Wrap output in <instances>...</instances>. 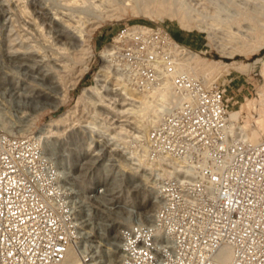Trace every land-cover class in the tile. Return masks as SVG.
<instances>
[{
	"label": "built area",
	"instance_id": "2783aa9c",
	"mask_svg": "<svg viewBox=\"0 0 264 264\" xmlns=\"http://www.w3.org/2000/svg\"><path fill=\"white\" fill-rule=\"evenodd\" d=\"M176 46L195 52L150 23H126L104 45L114 75L143 93L169 87L174 98L146 130L119 120L137 108L120 88L101 98L100 112L91 111L93 94L77 98L76 111L82 115L88 106L91 119L78 130L99 140L80 167L87 180L98 178L89 198L97 204L114 177L123 182L115 199L154 192L149 220L117 226L116 264H264V140L254 144L232 133L233 79L211 83L178 69ZM1 97L0 264H62L73 247L81 264H103L97 230L89 229L93 214L78 216L77 192L47 155L40 131L21 134L25 128L8 114L5 122ZM118 133L124 142L113 137Z\"/></svg>",
	"mask_w": 264,
	"mask_h": 264
},
{
	"label": "bare ground",
	"instance_id": "6f19581e",
	"mask_svg": "<svg viewBox=\"0 0 264 264\" xmlns=\"http://www.w3.org/2000/svg\"><path fill=\"white\" fill-rule=\"evenodd\" d=\"M33 1L34 5L38 7V10H36L37 14L39 13L40 16L42 15L47 23L48 34L50 36L48 35L49 37L46 38L49 39L51 46L55 48V51L51 49L53 51L51 55L46 56L47 60L45 67L49 69L43 70L40 75V81L43 82H41L42 84L47 83L52 90H62L64 93L63 97H66L67 91H65L62 86V74L67 70H71L74 65L83 61L86 56H91L93 54L92 37L96 28L95 26L100 23L101 19L108 17L112 18V16L115 17L116 15V13H111L113 11L105 10V6L110 4V1H112V3H122L124 8H122V10L126 11L127 9H131V12L133 11L136 14L144 13L151 17H158L161 19L164 17L176 18L184 29L191 30L196 28L199 32L204 33L208 38L209 46L216 48L221 54L228 55L230 58H234L236 55L248 56L257 54L264 49V1L261 5V19L259 21L256 19L257 12L255 9V2L251 0H233L232 4L235 8L230 10L231 13L228 14L225 19H221L218 7L219 3H214L216 2L215 0H92V3H90L91 6L95 8V21H91L89 17L87 18L84 16L86 15L87 9L84 0H82L83 2L80 0V2L83 3L80 7L77 6L78 0L77 2L72 0L71 3L73 5H66V3H64L65 6H63V11L59 12H52L47 6V2L45 3L44 0ZM193 3L195 5H200V7L205 10V12H202V10L199 11L202 12L201 18H193L183 9V4L187 6V4L193 5ZM177 4L182 7H177ZM109 6H107V8ZM191 10L193 11V9ZM89 12L88 14H90ZM19 49H11V57L14 59H12V61H14L12 63H15L17 68L25 70L27 74H33V71H31L32 69L30 70L25 63V59L27 58L24 57L30 55V53L27 51L21 52ZM173 53L177 59L176 65L178 69L190 72L193 76L203 78L211 83L215 82L222 75L230 74L229 72L231 69L242 73H248L256 68L261 61V73L264 78V59L257 60L253 63L209 61L202 58L196 52L190 53L187 49L177 46L173 48ZM101 56L104 62H106L108 49L103 50ZM29 66H31V64ZM86 71H88V67H84L83 73ZM109 77L117 82H121L119 85H121L122 92L137 105V108H135L136 110H134V117L138 129L146 130L158 124L173 102L174 95L169 87L164 91H153L149 93L140 92L134 86L127 83L122 77L114 75L113 68L107 63H105L97 73L95 78L97 85L90 89H85L79 100H81L84 95H88L89 91L91 93L98 92V87L101 89L107 86L104 83L107 82ZM0 79H2V77H0ZM12 85L11 82V89L13 90V95L17 99L19 113L26 114V110H28L30 114H33L45 109L46 105L43 104L44 102L41 100L39 102L38 100V98H40L39 95L36 94L38 96L36 100L34 99L36 96L33 98L30 93V96L26 93H21L17 91V86L13 88ZM43 88H45V86H43ZM256 97V99L259 100L257 104L259 107L257 113L258 118H256L254 122L256 126H240V116L235 114L236 112L234 111L230 112L229 115L232 133L242 136L244 139L254 144L264 140V85L260 92L257 93ZM252 103L253 102H251V104ZM51 107L57 109L58 104H52ZM3 114L5 116V122H7V111L3 110ZM68 116L69 114L61 116L58 120H54L47 124L40 130L39 136L42 137L47 155L55 161L63 177L68 178L69 187L77 192L74 201L78 216L80 218H85V216H83V213H85L84 210L93 214L91 216L94 219H90L93 227H89V229L91 233L95 232L94 230L96 229L100 242L105 243V245L98 243L95 247L100 259L104 261L103 264H116V251L118 245L117 226L123 224L129 225L139 220H149L155 210V203L153 201L154 192L152 188L149 190L150 200H148L144 194L142 198L141 196L140 198L139 196H135L136 198L132 206L128 207L123 201L112 197L123 184L121 179L114 177L111 180L107 195L99 198L97 204L92 203L89 198V191L98 178L94 177L87 180L86 173L81 172L80 167L82 166V158L87 156V151L90 149L91 145L99 142V140L96 138V134H91L90 130L87 128L83 131H73L70 137H68V135L65 138V131H62L61 128L69 126V128L67 127L69 131L73 129V127H71L72 121L68 124ZM17 122L25 128V130L21 129L20 133L29 135L30 133L28 130L33 127L32 121H28L24 118L21 119L20 117ZM83 125L84 124L81 126ZM90 126L93 127L92 124ZM85 136L88 139L87 142ZM113 137L118 142H124L125 140L122 133H118ZM129 170L132 171V169ZM148 183L152 184L150 181ZM124 207L129 211L126 213L122 212L121 209ZM112 214H114V216H112ZM83 226H85V224H83ZM79 255L80 253L76 247L71 248L62 264H81ZM225 259L229 260L230 254L226 255Z\"/></svg>",
	"mask_w": 264,
	"mask_h": 264
},
{
	"label": "rangeland",
	"instance_id": "374dc122",
	"mask_svg": "<svg viewBox=\"0 0 264 264\" xmlns=\"http://www.w3.org/2000/svg\"><path fill=\"white\" fill-rule=\"evenodd\" d=\"M74 1L77 2V0ZM91 1L92 0H84V2H86L85 5L87 7L86 15L84 16L87 18L89 17L91 21H95L96 20L94 18L95 8L91 6L92 3ZM215 1L216 2L214 3L216 4L219 3L218 4L219 6L218 5L217 6L219 7L221 19L222 18L225 19L227 15L231 13L230 10L235 8L234 5L232 4L233 0H215ZM251 1L255 2V7H256L255 9L257 12L256 19L257 21H259L261 19L260 16L261 5L264 0H251ZM44 2L45 3L47 2L46 4L48 8L51 9L52 12L63 11V6H65L64 3H66V5L67 4L73 5L71 3L72 0H68V1L44 0ZM81 2L83 1L81 0ZM81 2L80 0H78L77 6L80 7V5L83 4ZM194 3L193 5L187 4V6L183 4L182 5L183 9H185L189 13V15H191L193 18H201L202 17L201 14L202 12H205V10L201 8L200 5H195ZM119 4L120 3H112V1H110V4H107L105 6V10L113 11L111 13H116L117 16L115 15V17L112 16V18L108 17L101 19L100 23L95 26L96 28L93 32V37H92V45L94 50L93 54L91 56H86V58L83 61L74 65L71 70H67L62 74V81H63L62 86L64 90L67 91L66 97H63L64 93L62 90L60 89L59 90L56 89L57 91L55 89L52 90L47 83L42 84L43 82L40 81V75L43 72V70L49 69L48 67H45L47 60L46 56L51 55L53 53L51 49L55 51V48L51 46L49 39L46 38L50 36L48 34V29H47L48 26L42 15L40 16L39 13L37 14L36 10H38V7L34 5L33 0H0V65H1L0 77H2V79H0V90L2 92L1 100L3 101L8 111V115L12 119L18 121V119L20 117L22 118V116L25 118L26 114L23 113L21 114L18 111L17 99L13 95V90L11 89V82L13 84L12 85L13 88H16L17 86L16 88L18 89L17 91H20L21 93H26L29 96L31 94L33 98L36 96L34 98L36 100L38 97L37 95H39L40 97L38 98L39 102L41 100L42 102H44L43 104L46 105L44 110L42 111L40 110L37 113L31 114L32 115L31 119L33 123V127L31 128V130L40 131L50 122L54 120H58L61 116H65L68 114H69L68 124L71 123L72 121L71 127H73V129L69 131L68 130L69 126L61 128L62 131H65V135H64L65 138L68 135H69L68 137H70L73 131H77L78 129H82V127L88 125V122L91 119L87 116V113L90 111V109L88 106H85L84 113L81 115V111L80 110L76 111L75 109L76 100L80 95H82L83 90L85 88H91L93 86H96L94 78H96L97 76L96 74L99 72L101 67H103V65L106 63L104 62L101 56V52L104 49V45L126 23L159 24L164 28L168 29L178 41L182 42L186 46H189L202 58H205L209 61L212 60L224 61L226 63L238 61L245 63H253L257 60L264 59V49L257 54H251L248 56L236 55L234 58H230L228 57V55L221 54L216 48L209 46L208 38L204 33L199 32L196 28H193L191 30L184 29L176 18L164 17L163 19H161L158 17H151L144 13L136 14L133 11L132 13L131 9H127L126 11L122 10L123 4L121 3L120 4L121 6ZM107 6H109L110 8L109 7L107 8ZM176 6L182 7L178 4ZM191 9H193V11ZM201 10L202 12H199ZM88 12L90 14H88ZM197 15L200 17H198ZM11 49L12 50L19 49L21 52L27 51L30 53V55L24 57L27 58L25 59V63L28 65L30 70L32 69L31 71H33V74L32 73L27 74L25 70H21L17 68L15 66L16 64L12 63L14 61H12L13 57H11ZM101 60L103 63L101 62ZM30 64L32 67L29 66ZM84 67H88V71H86L85 73H83ZM261 70H262V61L260 64L257 65L256 68H254L252 71H249L248 73H242L231 69L229 72L230 74L222 75L219 77L220 82H223L225 79L227 80L233 79V82L231 83L228 89V98L231 99L232 103L235 104L234 105L235 107H232L233 109L232 111L236 112L235 114L240 116L239 118L240 126H246V125L251 127L256 126L254 122L256 118H258L257 113L259 108L257 106L259 100L256 99L257 98L256 96L257 93L260 92V90L262 89V86L264 85V80L262 78ZM119 83L121 84V82H117L113 78L110 79L109 77V79H107V82L104 83L105 85H107L104 86L105 88L102 87L100 89V87H98L100 89V90L98 89V92L97 91L93 93L89 92V94H93L94 96L91 99L92 103H94V108H91L92 112L94 111V109L97 112L103 110L100 107H98L99 105L102 104L101 98H108L112 95H115L116 93L119 94L118 89L119 88L121 89V85H119ZM43 86H45L46 89L43 88ZM251 102L253 103L251 104ZM52 104H58V108L54 109L53 107H51ZM26 111L27 113H30V111L28 110ZM109 116L114 117L111 114H109ZM119 120L127 121L129 123L135 122V118L133 116L131 117L130 115L129 117L122 116L121 119ZM81 123L84 125L81 126L82 125ZM142 193H143L142 191H139V193L137 194L133 192L130 198L128 197L122 198V200L127 204H131L135 201L136 198L135 196H139V198L141 196L142 198L143 195ZM147 199L149 198L147 197ZM112 216H114V214H112ZM98 243L105 245L104 242H95V244Z\"/></svg>",
	"mask_w": 264,
	"mask_h": 264
},
{
	"label": "crops",
	"instance_id": "0c3cea01",
	"mask_svg": "<svg viewBox=\"0 0 264 264\" xmlns=\"http://www.w3.org/2000/svg\"><path fill=\"white\" fill-rule=\"evenodd\" d=\"M92 47H93V45H92ZM94 51V50H93Z\"/></svg>",
	"mask_w": 264,
	"mask_h": 264
}]
</instances>
